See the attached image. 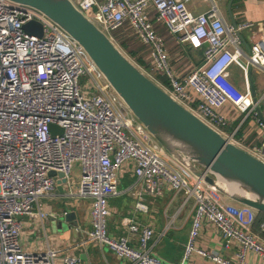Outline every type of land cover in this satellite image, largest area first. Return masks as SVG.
Returning a JSON list of instances; mask_svg holds the SVG:
<instances>
[{
    "label": "built area",
    "instance_id": "built-area-1",
    "mask_svg": "<svg viewBox=\"0 0 264 264\" xmlns=\"http://www.w3.org/2000/svg\"><path fill=\"white\" fill-rule=\"evenodd\" d=\"M70 1L116 45L115 33L131 32L148 50L145 65L137 67L230 142L238 145L236 133L248 119L264 133V92L256 97L252 83L253 68L264 72V35L246 58L241 49L240 32L252 29L253 23L226 24L217 0H207L210 9L197 15L188 8L191 0ZM33 21L43 26L42 37L23 29ZM158 24L180 44L201 53V61L184 82L173 71ZM234 67L242 73V88L232 78ZM82 77L87 87L82 86ZM227 104L244 116L231 134L225 131L228 118L220 113ZM53 125L63 134H52ZM247 151L264 162V142ZM130 163L137 181L127 192L136 194L137 211L148 212L144 194L158 198L166 190L182 195L181 208L193 204L184 261L198 256L214 264H248L249 253L264 260V242L251 232L256 210L224 202L215 187L175 161L134 117L84 47L60 26L34 8L0 0V264H57L58 251L23 249L18 217L47 220L40 200L53 197L59 174L67 180L63 187H70L69 175L76 164L77 192L64 196L91 202L92 228L83 244L106 247L129 264H167L149 249L152 228L125 220L129 234L138 236L137 245L108 233L109 200L120 195L119 173ZM205 225L216 227L227 244L238 246L234 260L197 247ZM62 264L81 260L70 254Z\"/></svg>",
    "mask_w": 264,
    "mask_h": 264
},
{
    "label": "crops",
    "instance_id": "crops-1",
    "mask_svg": "<svg viewBox=\"0 0 264 264\" xmlns=\"http://www.w3.org/2000/svg\"><path fill=\"white\" fill-rule=\"evenodd\" d=\"M216 5L226 24L236 26L242 22H249L255 25L252 29L240 32L242 38L241 49L243 57L246 58L254 42L264 35V0H217ZM188 8L193 14H202L210 9V3L207 0H191L188 3ZM120 36L123 39H135L132 33H115V38ZM166 43L168 46L171 44L170 40L166 41ZM177 43L180 44L179 42ZM172 47L175 48L174 46ZM185 47L184 45L182 46L183 49ZM169 50V54L176 53V49L173 52L174 49L169 47ZM188 50L190 51V49ZM190 52H193L197 57V52L199 51L191 50ZM144 56L145 53L143 58ZM198 63L199 61L188 63L182 60L179 64H172L171 58L172 67L175 69L174 72L181 82L187 79ZM239 71L236 67L232 69V78L238 85L242 82V73ZM252 83L254 95L259 97L264 92V86L262 89L257 88L253 79ZM220 113L228 118L229 126L226 130H228V134H231L240 125L242 118H239L237 109L231 104L224 106ZM235 141L241 148L249 150L264 142V133L252 119H248L239 128ZM77 171L79 173V168ZM134 178L133 173L124 178L121 171L119 173V188L133 185ZM138 190L141 191L140 188ZM64 195L57 190L53 197L40 200L39 208L49 215V218L44 222L29 216L18 217V220L22 223L20 243L23 249L30 253H43L49 249L58 251L57 264H62L64 258L70 254L79 257L81 264H129L118 259L106 247L100 248L97 244L91 242L83 244L86 232L92 228L91 202L86 200L89 208H81L76 203L65 201L67 198ZM143 198V203L148 206L147 213L139 212L135 209L137 203L136 194H131L126 190L120 192L119 196L109 200L111 216L108 220V233L110 236L118 240L129 238L133 245H137L138 236L130 235L128 226L124 223L125 220H133L143 227H150L154 230V236L149 242V249L152 254L167 264H214L198 256H193L186 261L183 259L195 214L192 203L181 208L182 195L171 190H166L163 197L154 198L144 194ZM222 200L226 203H234L224 196ZM63 206L68 207L64 208ZM70 212L75 213L76 221L68 222L63 227L60 218ZM51 215L53 216L51 217ZM263 223L264 220L258 218L257 212V218L251 226V232L256 234L262 242H264V231L261 230ZM196 244L198 248L220 253L225 258L233 260L239 251L238 246L227 244L220 231L211 225L204 226ZM247 261L248 264H264V260L252 253L247 254Z\"/></svg>",
    "mask_w": 264,
    "mask_h": 264
},
{
    "label": "water",
    "instance_id": "water-1",
    "mask_svg": "<svg viewBox=\"0 0 264 264\" xmlns=\"http://www.w3.org/2000/svg\"><path fill=\"white\" fill-rule=\"evenodd\" d=\"M10 1L40 11L84 47L134 117L175 161L196 177L203 178L228 200L264 213L262 160L230 142L175 101L70 0ZM23 29L37 37L44 33L43 26L34 21L25 24ZM50 130L52 134H63V130L54 125ZM201 168L209 170L210 174H205ZM59 177L58 191L64 194L63 184L67 180L63 174ZM228 185H234L237 191L230 190ZM61 220L65 227L68 222L76 221V215L70 212Z\"/></svg>",
    "mask_w": 264,
    "mask_h": 264
},
{
    "label": "rangeland",
    "instance_id": "rangeland-1",
    "mask_svg": "<svg viewBox=\"0 0 264 264\" xmlns=\"http://www.w3.org/2000/svg\"><path fill=\"white\" fill-rule=\"evenodd\" d=\"M156 28L159 30L160 34L163 35V37L165 38L166 41H169L170 40L171 44L169 46H168V44L166 45L167 49L169 50V47H170L171 49H174L173 52H175V49H176V53L175 54H171L170 53V56L172 58V64H176V63L179 64L182 60L184 62H188V63L198 62V61L200 62L201 61V53L200 52H197L198 53V55H197L198 58H197L194 55L193 52L192 53L190 52L191 50L190 51L188 50L189 48H186L187 46L185 47V49H183L182 48L183 45H180V44L177 43V42H179L178 37L177 36H174V35H171L169 33V31H167L166 28L163 25L158 24ZM130 33L131 32L127 31V34H130ZM116 41H117L118 47L123 51V53L136 66H139L140 68H142L141 65L138 64L139 63L138 62V59L141 58V56H143L144 53L146 54L148 50L147 49H144V47L142 45H140V43L136 39H134V38H132V40H130V41L129 40L126 41V43L128 44V48L122 45V41H125V39H119V37H118V38H116ZM172 46H174L175 48H173ZM132 53H134V54H132ZM141 59L143 60V58H141ZM143 62H144V60H143ZM188 68H189V66H188ZM173 71H175L174 68H173ZM252 74H253L252 75V79L255 81V84H256L257 88L262 89V87L264 86V72H261V71H259L256 68H253ZM239 78H240V75H239ZM81 83H82V86L83 87H87V79L86 78L82 77L81 78ZM238 87H240V88L243 87L242 82H241L240 85H238ZM238 116H239L240 119L242 117H244L240 113L238 114ZM225 131L228 132V130H225ZM78 168H79V164H76L75 167L73 168L72 172L69 175V178H70V181H71V185H70V187L67 186V185L65 186V190H66L65 194L66 195H70V191H72L73 193H76L77 192V189H78V174H79L78 171H77ZM132 168H133V164L130 163L129 164V167L124 168L122 170V176L124 178L126 176H128V175L130 176L131 173H132ZM136 181H137V179L134 178L133 184ZM124 185H125V183H124ZM131 186H132V184H131ZM124 187H126V186H124ZM124 187H120L119 188L120 192H124L125 190L127 191L130 188L129 186H127L126 188H124ZM65 198H67L65 201H67L69 203L71 201L72 203H76L77 205H79L81 208H85V209L89 208L86 200L77 199L76 197H72V196H68V197L65 196ZM232 204L235 205V206H239L237 203H232ZM65 205H66V202H65ZM63 207L66 208L68 206H63ZM52 216L53 215H51V217ZM62 217L63 216H61V218Z\"/></svg>",
    "mask_w": 264,
    "mask_h": 264
},
{
    "label": "trees",
    "instance_id": "trees-1",
    "mask_svg": "<svg viewBox=\"0 0 264 264\" xmlns=\"http://www.w3.org/2000/svg\"><path fill=\"white\" fill-rule=\"evenodd\" d=\"M119 39H123L121 36L119 37ZM127 40H132L131 38H129V39H127ZM126 39H125V41H122V45L123 46H125V47H127L128 48V44L126 43V41H127ZM144 51V50H143ZM132 54H134V53H132ZM141 58H143V56H141ZM141 58H139L138 59V64L139 65H145V63L143 62V60L141 59ZM166 85H169V81L166 79V78H160ZM238 133H239V130H238V132L236 133V136L238 135ZM258 218H260V220H264V213H258Z\"/></svg>",
    "mask_w": 264,
    "mask_h": 264
},
{
    "label": "bare ground",
    "instance_id": "bare-ground-1",
    "mask_svg": "<svg viewBox=\"0 0 264 264\" xmlns=\"http://www.w3.org/2000/svg\"><path fill=\"white\" fill-rule=\"evenodd\" d=\"M229 187L228 188H230V190H236L237 191V189H236V187L234 186V185H228Z\"/></svg>",
    "mask_w": 264,
    "mask_h": 264
}]
</instances>
